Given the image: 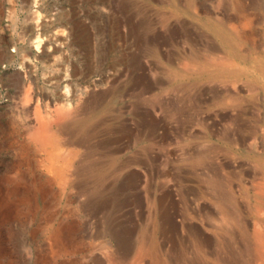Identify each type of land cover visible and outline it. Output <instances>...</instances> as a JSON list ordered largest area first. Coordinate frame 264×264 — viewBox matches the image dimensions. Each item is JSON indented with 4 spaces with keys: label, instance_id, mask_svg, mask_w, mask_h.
I'll use <instances>...</instances> for the list:
<instances>
[{
    "label": "rangeland",
    "instance_id": "rangeland-1",
    "mask_svg": "<svg viewBox=\"0 0 264 264\" xmlns=\"http://www.w3.org/2000/svg\"><path fill=\"white\" fill-rule=\"evenodd\" d=\"M262 170L264 0H0V264H221Z\"/></svg>",
    "mask_w": 264,
    "mask_h": 264
},
{
    "label": "bare ground",
    "instance_id": "bare-ground-1",
    "mask_svg": "<svg viewBox=\"0 0 264 264\" xmlns=\"http://www.w3.org/2000/svg\"><path fill=\"white\" fill-rule=\"evenodd\" d=\"M39 12V11H36ZM35 14V13H34ZM33 14V15H34ZM36 16V15H35ZM39 16V15H38ZM36 16V17H38ZM34 17V16H33ZM35 18V17H34ZM70 18V17H69ZM33 20V19H32ZM60 20V19H59ZM44 21V20H43ZM56 21V20H55ZM54 21V22H55ZM73 22V21H72ZM61 23V22H60ZM47 24V23H46ZM63 24V23H62ZM65 24V23H64ZM34 25V24H32ZM44 25V24H43ZM38 26V25H37ZM41 26V25H40ZM49 26V24H48ZM72 26V25H71ZM43 27V26H41ZM40 27V28H41ZM31 28V27H30ZM53 28V27H52ZM34 30V29H33ZM34 32V31H33ZM37 32V31H36ZM56 33V32H55ZM49 35V34H48ZM58 35V34H57ZM51 37V36H50ZM56 37V36H55ZM54 38V37H53ZM59 39V38H58ZM34 40V39H33ZM60 42V41H59ZM42 43V42H41ZM40 42L37 43V48H40L41 45ZM57 43V42H56ZM63 43V42H62ZM50 44V43H49ZM35 46V45H34ZM47 46V45H46ZM49 46V45H48ZM51 46V45H50ZM43 48V46H42ZM59 48V47H58ZM40 50V49H39ZM45 51V50H44ZM43 51V53H45ZM55 52V51H54ZM51 53V52H50ZM53 54V53H52ZM43 55V54H42ZM41 59V58H40ZM31 66V65H30ZM29 68V67H27ZM32 70V68L30 69V71ZM23 73V72H22ZM33 74V73H31ZM35 74V73H34ZM57 75V74H56ZM108 76V75H107ZM59 77V76H58ZM62 77V76H61ZM116 77V76H115ZM114 78V77H113ZM101 79V78H100ZM105 79V78H104ZM30 80V79H29ZM33 80V79H32ZM61 81V80H60ZM26 83V82H25ZM28 83V82H27ZM94 90H96V86L93 87ZM92 88V89H93ZM97 91V90H96ZM93 92V91H92ZM95 92V91H94ZM67 95V94H66ZM94 96V95H93ZM91 97V96H90ZM70 98V97H69ZM68 98V99H69ZM69 101V100H67ZM75 102V100L73 101ZM70 103V102H69ZM77 105V104H76ZM73 106L74 108L70 110L69 109H61L60 111H58V118L55 120H57V124L61 125V124H65L66 120H69V118L72 116H74L76 113L79 112V110H81L82 105H81V109H79L78 106ZM85 106V105H84ZM61 107V106H60ZM62 108V107H61ZM58 109V108H57ZM59 110V109H58ZM41 118V117H40ZM75 119V118H74ZM44 123V127L46 129H49V127L52 126V122L51 121H47L43 122ZM42 124V123H41ZM67 124V123H66ZM54 126V125H53ZM76 126V125H75ZM63 127V126H62ZM68 127V126H66ZM85 126L84 125H79L77 127H75V129H73V131L76 133L77 136V141L78 143H88L91 139H92V135L94 136V130L92 128H85L83 129ZM71 131V130H69ZM66 132V131H65ZM73 134V132H72ZM76 141V142H77ZM108 143V142H107ZM107 144H105L106 146ZM102 147V146H100ZM19 155V154H18ZM18 158V157H17ZM52 158V157H51ZM20 159V158H19ZM21 160V159H20ZM25 160V159H24ZM19 161V160H18ZM53 161V160H52ZM40 163V162H39ZM34 164V163H33ZM93 163H86L84 165H82L79 170L78 173L85 176V178H87V181L91 180V181H96V183H100V181L102 180V175H100V173L97 172L96 168L93 166ZM54 167V166H53ZM16 169V167H15ZM60 173V172H59ZM22 174V173H21ZM103 174V173H102ZM25 176V175H24ZM259 178L261 179V181L259 182V190H258V194L255 196V202H256V210L257 212H262L264 213V170H262L261 175L259 176ZM90 182V181H89ZM212 185V189L213 191L218 195V198L221 199L222 203L223 201L229 202L230 204H232L234 202V194L232 192V190L230 188L226 189L223 186L222 181H219L217 179H212L209 181ZM13 185V184H12ZM15 185V184H14ZM11 186V185H10ZM22 186V185H21ZM98 187L96 186V188L93 190L94 193H96L98 190ZM24 193V192H23ZM8 194V193H7ZM19 194V193H18ZM21 194V193H20ZM92 194V193H91ZM89 194V195H91ZM1 196V195H0ZM18 197V196H17ZM30 197V196H29ZM3 198V197H2ZM19 198V197H18ZM1 199V198H0ZM2 203V202H1ZM34 203V202H33ZM32 204V203H31ZM28 202H27V198L24 196H22L21 198V202L19 203V207L17 210V216L21 217L23 215H28L29 214V208H28ZM226 209V207H223ZM35 210V209H34ZM4 211V210H3ZM13 211V210H12ZM27 211V212H26ZM9 212V211H8ZM1 213V212H0ZM7 213V212H6ZM31 213V211H30ZM15 214V213H14ZM40 214V213H39ZM3 215V214H2ZM31 216V215H30ZM9 217V216H8ZM10 218V217H9ZM8 218V219H9ZM12 219V218H11ZM24 219V218H23ZM1 221V220H0ZM7 221V220H6ZM21 222V221H20ZM8 223V222H7ZM10 224V223H9ZM24 225V224H23ZM1 226V225H0ZM4 226V225H3ZM8 226V225H7ZM12 226V225H11ZM36 226V225H35ZM24 227V226H23ZM22 228V227H21ZM25 230V229H24ZM33 231V230H32ZM23 232V231H21ZM225 232V229L222 231V233ZM240 232L242 234V243L243 246L242 248H229L228 251L225 253V255L223 257H221V264H261V263H254L255 260H259L262 256H264V217H262L261 219H259L258 221L256 220L255 222V229L254 231L251 233L249 231V229L247 230L246 226H242L240 228ZM19 233V232H18ZM34 233V232H33ZM8 234V232H7ZM11 234V233H10ZM20 234V233H19ZM14 235V234H13ZM39 235V234H38ZM15 236V235H14ZM20 236V235H19ZM23 236V235H21ZM27 237V236H26ZM122 237V236H121ZM24 238V237H23ZM10 239V238H9ZM42 239V238H41ZM17 240V239H16ZM7 241V240H6ZM23 241V240H22ZM12 242V241H11ZM10 242V243H11ZM124 242V241H123ZM15 243V242H14ZM42 244V243H40ZM38 246V245H37ZM12 249V248H11ZM14 249V248H13ZM120 249V248H119ZM122 249V248H121ZM145 250L144 246H141L140 248L138 247V257H140L143 252ZM122 252V251H121ZM10 253V252H9ZM8 253V254H9ZM36 253V252H35ZM16 254V253H15ZM119 254V253H118ZM117 254V255H118ZM2 255V254H1ZM4 255V254H3ZM18 256V255H17ZM5 258V257H4ZM10 258V257H9ZM13 258V257H12ZM15 258V257H14ZM204 258V256H203ZM251 258H253V262L251 261ZM9 260V259H8ZM24 261V260H23ZM15 262V260H14ZM139 262V261H138ZM19 263V262H18ZM199 264H206L205 262H199Z\"/></svg>",
    "mask_w": 264,
    "mask_h": 264
}]
</instances>
